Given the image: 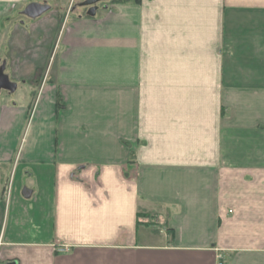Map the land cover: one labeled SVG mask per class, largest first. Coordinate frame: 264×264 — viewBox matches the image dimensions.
Returning a JSON list of instances; mask_svg holds the SVG:
<instances>
[{
  "label": "crops",
  "instance_id": "1",
  "mask_svg": "<svg viewBox=\"0 0 264 264\" xmlns=\"http://www.w3.org/2000/svg\"><path fill=\"white\" fill-rule=\"evenodd\" d=\"M7 263L264 264V0H0Z\"/></svg>",
  "mask_w": 264,
  "mask_h": 264
},
{
  "label": "rangeland",
  "instance_id": "2",
  "mask_svg": "<svg viewBox=\"0 0 264 264\" xmlns=\"http://www.w3.org/2000/svg\"><path fill=\"white\" fill-rule=\"evenodd\" d=\"M44 1V0H41ZM45 2H48L50 4H52V6L54 7H58L59 9L65 10L67 9L68 5H70V3H73V7H75V10H73L71 13V17L74 16V14H79V13H84V11L86 10V7L91 4H87L85 2H83L82 0H45ZM79 2H82L81 5ZM114 2V0H96L94 1V3H98V5L100 6L99 9L102 7L103 4L107 5V8L109 6L110 3ZM92 3V4H94ZM99 11H102V9H100Z\"/></svg>",
  "mask_w": 264,
  "mask_h": 264
},
{
  "label": "flooded vegetation",
  "instance_id": "3",
  "mask_svg": "<svg viewBox=\"0 0 264 264\" xmlns=\"http://www.w3.org/2000/svg\"><path fill=\"white\" fill-rule=\"evenodd\" d=\"M82 1L87 3V4L91 3L86 7V10L82 14L93 13V12H96L100 9H107L106 4H103L102 7L99 9L100 6L98 5V3H94V1H96V0H82ZM79 3L81 5L82 2H79ZM92 3H94V4H92ZM67 10L69 12H72L73 10H75V7H73V3L72 4L70 3V5H68Z\"/></svg>",
  "mask_w": 264,
  "mask_h": 264
},
{
  "label": "water",
  "instance_id": "4",
  "mask_svg": "<svg viewBox=\"0 0 264 264\" xmlns=\"http://www.w3.org/2000/svg\"><path fill=\"white\" fill-rule=\"evenodd\" d=\"M28 10H29L28 11L29 15L32 16V17H34V16L39 14V10L36 9V6L33 5V4L28 7ZM7 264H9V263H7Z\"/></svg>",
  "mask_w": 264,
  "mask_h": 264
},
{
  "label": "trees",
  "instance_id": "5",
  "mask_svg": "<svg viewBox=\"0 0 264 264\" xmlns=\"http://www.w3.org/2000/svg\"><path fill=\"white\" fill-rule=\"evenodd\" d=\"M117 2H127V1H134V2H139L140 0H114Z\"/></svg>",
  "mask_w": 264,
  "mask_h": 264
}]
</instances>
